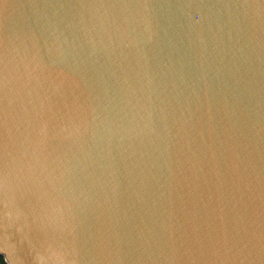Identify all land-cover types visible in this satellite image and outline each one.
Listing matches in <instances>:
<instances>
[{
	"label": "water",
	"instance_id": "1",
	"mask_svg": "<svg viewBox=\"0 0 264 264\" xmlns=\"http://www.w3.org/2000/svg\"><path fill=\"white\" fill-rule=\"evenodd\" d=\"M0 256L264 264V0H0Z\"/></svg>",
	"mask_w": 264,
	"mask_h": 264
},
{
	"label": "trees",
	"instance_id": "2",
	"mask_svg": "<svg viewBox=\"0 0 264 264\" xmlns=\"http://www.w3.org/2000/svg\"><path fill=\"white\" fill-rule=\"evenodd\" d=\"M0 263L5 264L4 258L2 256H0Z\"/></svg>",
	"mask_w": 264,
	"mask_h": 264
}]
</instances>
